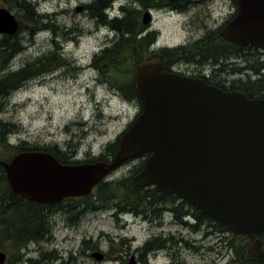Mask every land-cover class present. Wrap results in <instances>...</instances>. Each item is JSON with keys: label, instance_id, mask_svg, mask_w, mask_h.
<instances>
[{"label": "water", "instance_id": "obj_1", "mask_svg": "<svg viewBox=\"0 0 264 264\" xmlns=\"http://www.w3.org/2000/svg\"><path fill=\"white\" fill-rule=\"evenodd\" d=\"M238 5L222 38L264 46V0H238ZM150 17L145 11L142 23ZM17 27L15 16L0 8V33L12 34ZM134 81L142 111L111 158L63 164L46 151H22L1 161L11 188L41 203L84 197L126 161L149 154L132 178L136 186L175 194L231 232L257 237L250 253L264 261L258 237L264 232V98L170 72L157 57L136 64Z\"/></svg>", "mask_w": 264, "mask_h": 264}, {"label": "flooded vegetation", "instance_id": "obj_2", "mask_svg": "<svg viewBox=\"0 0 264 264\" xmlns=\"http://www.w3.org/2000/svg\"><path fill=\"white\" fill-rule=\"evenodd\" d=\"M117 1L91 0L76 4L74 11L91 20L94 30L101 27L114 30L116 19L125 18L128 15L130 30H134L137 19L136 1L124 0L115 10L114 4ZM215 5L229 10L226 19L219 25L213 19ZM0 8L10 11L18 22L14 33H0V62H6L3 70L0 71L1 81L5 76L20 70L13 66V62L18 56L26 54L34 45L38 28L33 27V23L23 22L24 17L19 14L25 11L23 0H0ZM143 9L151 15L148 24L144 25L143 32L154 34L155 38L158 33L152 29L154 13L183 14L184 10H188L184 13L189 15V20L185 24L190 27L186 41L178 45L154 49V54L162 57L166 70L185 77L201 78L208 84L225 90L243 91V82L254 81L260 77L254 79L252 73L258 75L264 73V63L260 64V73L254 69H251L249 73L245 69L233 68L234 65L244 66L245 57L250 56L251 51L263 54L264 46L254 48L250 45H235L225 41L221 36L223 27L238 12V0H177L174 2L162 0L161 3L157 1L155 4L149 3L146 7L142 6L141 10ZM68 32L72 35L78 31L70 28ZM71 35L68 37L73 38ZM218 41L224 43L226 49L220 51L219 60L215 61ZM30 80L14 89L10 95ZM4 89L5 87L0 86V104L2 105L3 101H7V97L3 95ZM24 142L31 144L24 140L18 143L7 140V144L12 148L11 153L4 159H0V264H187L182 260L183 251L186 248L197 257L206 259L201 263L193 262L194 264H216V258L210 260L214 253L215 255L221 253V250L218 251L216 245L210 242L217 234L215 219L197 209L189 201L176 196L146 198L143 201L148 203V206L137 208L135 211L124 212L115 209L116 212L112 214V217L118 228L113 231L101 229L97 235L88 234L86 230H83L80 245L75 250L71 247L53 245L56 217H61L66 229L70 228L74 233L80 230V223L85 214V208L81 205L83 197H66L55 203H41L15 192L8 182L6 170L1 161H11L17 153L21 152L17 148L23 147ZM52 155L61 161L56 152ZM108 158H110L109 155ZM127 215L133 218V223L140 225L146 231L144 236L136 233L131 235L121 233L122 229L129 224V221L123 220ZM184 228L191 235L203 228L201 241L195 238L190 239L191 235L184 234ZM42 232H47L44 238H41ZM67 236L64 237L65 241L73 237ZM219 237L226 248V264H247L249 261L264 264V261H259L254 254L250 253V246L257 237L248 236L246 233H233L230 230L219 233ZM258 237L262 241L261 248L264 250V232ZM200 242L203 243L199 245Z\"/></svg>", "mask_w": 264, "mask_h": 264}, {"label": "rangeland", "instance_id": "obj_3", "mask_svg": "<svg viewBox=\"0 0 264 264\" xmlns=\"http://www.w3.org/2000/svg\"><path fill=\"white\" fill-rule=\"evenodd\" d=\"M27 1L35 5L37 13L49 16L44 18L42 23L37 22V24L25 18V11L19 12L24 17L23 22L33 23V27H38V32L34 45L26 54L18 56L13 66L16 69H22L27 63L54 51L55 42L61 47L60 51L67 61L59 68L31 79L22 88L8 96L7 101H3L0 119L12 128L9 141L18 143L24 140L40 147H57L60 151L68 153H70L69 149H75V158L80 160L90 158L88 154H91V157L105 154L107 146L119 140L139 111L135 102L126 99L121 92L103 83L98 71L88 67L95 55H99L106 47H109L111 41L117 40L116 32L106 27L94 30L91 20L74 11L76 4L91 0H40L39 3V0ZM123 2L124 0L115 2V10ZM135 7L141 11L139 17L142 20L144 12V9L141 10L142 5L135 2ZM228 11L226 8L215 5L214 22L217 25L222 23L228 16ZM153 15L152 29L158 33L155 42L157 47L178 45L186 41L190 31V27L185 24L189 20L188 14L154 13ZM49 23L54 26V29L44 27ZM70 28L77 29L78 32L71 35L68 32ZM68 33L73 38L68 37ZM250 53L253 55L248 56L250 61L243 62L244 66L247 63L257 66L258 63L255 60L264 63V53L256 51ZM251 69L249 68L247 72L251 73ZM252 74L256 79L264 73ZM10 151L0 152L2 155L0 158L4 159ZM143 159L144 157H136L125 162L106 179H121L134 175ZM114 212L115 209L111 206L86 212L77 233L70 228L66 229L61 217H56L57 225L53 229L52 244L71 247L75 250L80 245L83 230H86L88 234L97 235L101 229L106 231L117 229L118 226L115 225L112 217ZM123 220L129 221V224L122 229V234L136 233L139 236L146 234L140 225L133 223V218L129 215ZM188 233L184 228V234L191 235ZM67 235H72V239L65 241L64 237ZM189 237L201 241L203 228ZM221 241L218 232L216 237L210 240L211 244L216 245L218 251L221 250L220 254L214 253V258H210V260L216 258V264H226L227 260L226 248ZM201 243L203 242L199 245ZM189 251L186 248L183 256L181 255L182 260L187 264L206 261L205 258L197 257Z\"/></svg>", "mask_w": 264, "mask_h": 264}, {"label": "trees", "instance_id": "obj_4", "mask_svg": "<svg viewBox=\"0 0 264 264\" xmlns=\"http://www.w3.org/2000/svg\"><path fill=\"white\" fill-rule=\"evenodd\" d=\"M135 1L143 7H146V5H148L149 3L155 4L157 1H159V3L162 2V0ZM23 4L26 12L25 18L28 21L42 23L43 19L49 16H44L43 14L37 13L36 8L27 0H23ZM140 12V10H137V19L135 22L134 30H130L128 15L125 18L116 19V27L114 28V31L118 36L117 40L113 41V43L109 47H106L99 55H95L92 60V66L98 71L101 81L108 84L111 88L121 92L126 99L135 102L139 108L138 114L142 110V101L139 99L134 88L135 66L138 62L145 58L158 56L160 59H162L161 56L154 54V51L150 49V46L156 38L154 34H146L143 32L145 26L140 20ZM44 27L54 29V26L50 23L45 24ZM217 43L218 44L215 50V61L219 60L218 55L220 51L222 52L224 48L226 49V47L223 45L224 43L219 41ZM60 48L61 47L58 45V43L55 42L54 51L45 54L44 56L30 63H27L17 73L5 76L0 81V86L5 87L3 95L8 97L14 89L23 85L29 79L41 76L44 73H47L64 65L67 60L63 58V54L61 53ZM233 50L235 51L234 48ZM248 61H250V59L248 57H245V62ZM255 61L256 63H258L257 66L247 63L248 65L246 64L242 67L234 65L233 68H238V70H248L249 68H253L258 72L261 63H259L258 60ZM5 65V61L0 62V71L3 70ZM242 85L244 91L250 98H264V74L257 78V80H248L247 82H243ZM2 109L3 105L0 104V113L2 112ZM11 131V126L0 119V152L4 150H12L11 146L7 144L8 134H10ZM118 148L119 143L117 140L116 142L110 143L107 146V152L105 154H100L94 157H91V154H88L90 158H86L83 160L75 158V149H69L70 153H68L65 151H60V149H58L57 147H40L38 145L28 144L26 142L24 143L23 147L19 146L17 149L19 151L45 150L50 153L56 152L63 163L77 164L82 162L107 160L108 155L111 156L115 154ZM10 153L11 151L9 152V154ZM1 156L2 155H0V157ZM143 157L144 159L142 160V163L138 167L137 171L142 168L144 161L148 157V155H144ZM132 177L133 175H130L121 179H105L101 181L94 188L92 193L83 197V203L81 205H83L85 208L84 213L88 211L101 210L106 206L114 207V209L116 210L119 209L124 212H130L131 210L135 211L137 208H146L148 206V203L143 201L146 198H172V196H176L167 195L163 192H157L152 187H138L134 184ZM215 221L218 233L229 231V226L227 224H224L216 219ZM46 234L47 232H42L41 238H44ZM247 264L255 263L249 261V263Z\"/></svg>", "mask_w": 264, "mask_h": 264}]
</instances>
